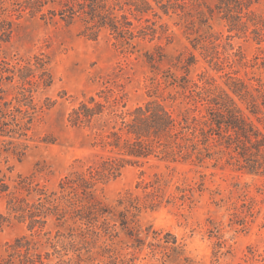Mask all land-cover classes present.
Instances as JSON below:
<instances>
[{
	"label": "rangeland",
	"instance_id": "obj_1",
	"mask_svg": "<svg viewBox=\"0 0 264 264\" xmlns=\"http://www.w3.org/2000/svg\"><path fill=\"white\" fill-rule=\"evenodd\" d=\"M26 1L0 0V69L17 72L37 60L52 82L34 92L37 112L26 136L14 140V145L9 144L12 139L0 137V176L12 192L20 178H26L39 189L56 193L69 173L87 172L99 161L101 151L92 147L88 131L68 122L72 109L86 97L104 91L107 96L122 97L128 107L158 100L179 112L189 107V91L182 85L188 81L189 87L202 85V75L220 86H225L227 76L255 86L264 84V43L258 44L251 34L229 39L226 23L216 11H209L217 0H185V4L179 2L183 7L176 5L168 13L152 2L155 11L145 16L128 13L136 32L145 31L132 42L108 29L91 39L79 18L70 24L62 20V9L55 0H47L35 16L20 8ZM167 3L164 0L160 5ZM252 9L264 17V0ZM148 54L156 60L149 63ZM191 55L197 61L187 72L184 66ZM19 87L17 78L4 81L0 107L6 109L5 103L19 107ZM211 152V159L201 164L153 160L144 166H129L118 177L98 184L96 194L114 205L119 197L132 193L143 206L151 191L145 190V184L159 178L163 203L154 211L142 209L139 218L144 228L172 233L183 246L184 257L194 264H264V176L228 165L230 155L219 147ZM6 200H0V215L7 219L0 228V264L9 244L32 234L28 223L9 213ZM45 231L54 238L70 233L55 219ZM35 238L41 241L39 252H53L43 235ZM145 239V246L136 247L120 230L118 238L103 239L99 246L106 242L119 257L118 264H186L163 258L150 247L153 238ZM93 250L92 264H108L100 248ZM70 256L76 260V255Z\"/></svg>",
	"mask_w": 264,
	"mask_h": 264
},
{
	"label": "trees",
	"instance_id": "obj_2",
	"mask_svg": "<svg viewBox=\"0 0 264 264\" xmlns=\"http://www.w3.org/2000/svg\"><path fill=\"white\" fill-rule=\"evenodd\" d=\"M163 1L53 2L61 7L63 21L70 24L79 18L86 25V36L89 38L95 39L102 29H108L123 40L132 42L145 31L136 32L128 13L135 17L145 16L155 11L152 2L166 13L176 5L183 7L179 2L185 4V0H174L175 3L168 0L167 4L160 5ZM258 1L217 0L215 8L209 11H216L226 23L229 39L251 34L254 41L261 45L264 43V17L252 9ZM46 2L28 0L20 8L29 10L35 16L42 12ZM147 59L149 63L156 60L149 54ZM196 61V57L191 55L184 66L187 72ZM15 70L8 67L0 69V90L4 81L15 78L22 90L21 99H17L19 107L12 108L10 103L4 104L6 109L0 107V137L12 139L10 145L26 136L29 130L37 112L34 92L39 87H49L52 82L44 64L37 60L34 64L27 63L17 72ZM201 78L202 85L194 83L189 87V81L182 85L189 91L186 95L189 107L179 112L158 100L128 107L122 97L113 98L105 95L104 91L84 98L73 108L68 122L74 128L87 130L93 138L92 147L100 149L102 156L87 172L69 173L60 182L56 193L39 189L26 178H20L12 192L5 177L0 176V200L7 198L9 213L28 223L32 233L31 237L23 236L9 244L1 264H92L91 254L97 247L101 249V256L109 259L108 264H118L119 257L104 245L106 242L100 246L99 242L118 238L120 230L136 247L145 246V238L152 237L154 242L149 243L150 247L155 248L163 258L194 264L184 257L183 246L172 233L163 234L154 230L153 226L144 228L139 218L142 209L154 211L162 205L163 199L159 196L161 179L145 184V190L151 191L146 194L148 199L143 206L132 193H126L116 200V204H110L96 194L95 188L118 177L129 166H144L153 160L204 163L213 156V147L227 152L230 155L228 165L238 171L264 176V84L255 86L242 78L227 76L225 86H220L206 75ZM140 186L142 183L138 184V188ZM51 219H55L59 226L69 228L67 237L59 234L54 238L45 231ZM6 222V217L0 215V228ZM41 235L53 252H39L41 241L35 237ZM71 254L76 255V260L71 258Z\"/></svg>",
	"mask_w": 264,
	"mask_h": 264
}]
</instances>
